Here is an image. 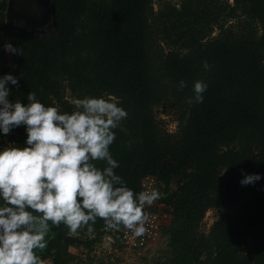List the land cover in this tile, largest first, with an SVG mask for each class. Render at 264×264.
Returning a JSON list of instances; mask_svg holds the SVG:
<instances>
[{
  "label": "trees",
  "instance_id": "trees-1",
  "mask_svg": "<svg viewBox=\"0 0 264 264\" xmlns=\"http://www.w3.org/2000/svg\"><path fill=\"white\" fill-rule=\"evenodd\" d=\"M51 1L56 25L34 33L22 20L8 21L7 0H0V48L7 40L23 48L22 56L11 54L19 81L9 83V99L26 103L32 91L46 106L71 112L66 86L74 99L115 97L128 115L110 145L114 171L134 192L144 191L146 176L163 189L172 264H264V0H181L158 12L152 0ZM181 79L187 86L178 90ZM195 80L207 89L202 103L189 105ZM161 101L175 104L174 132L154 117ZM13 130V146H24L25 127ZM251 173L261 179L242 185ZM214 207L227 211L202 231ZM52 232L47 249L67 254L117 230L98 217L92 231L72 235L60 225Z\"/></svg>",
  "mask_w": 264,
  "mask_h": 264
},
{
  "label": "clouds",
  "instance_id": "clouds-1",
  "mask_svg": "<svg viewBox=\"0 0 264 264\" xmlns=\"http://www.w3.org/2000/svg\"><path fill=\"white\" fill-rule=\"evenodd\" d=\"M2 47L23 55V48L9 40ZM202 63L209 68L207 61ZM18 81L12 73L0 75V133L7 135L20 125L27 133L24 146L0 148V264H43L39 253L54 236V226L64 225L72 233L82 227L92 231L98 217L109 229L123 226L142 235L143 209L160 193L155 188L134 192L114 171L119 162L110 145L126 109L115 97L102 95L73 99L71 112L46 106L32 91L26 93V103L13 101L8 85ZM186 86L183 79L177 85L178 90ZM206 89V82L195 80L186 103H202ZM260 179L259 173L245 174L240 183Z\"/></svg>",
  "mask_w": 264,
  "mask_h": 264
},
{
  "label": "rangeland",
  "instance_id": "rangeland-1",
  "mask_svg": "<svg viewBox=\"0 0 264 264\" xmlns=\"http://www.w3.org/2000/svg\"><path fill=\"white\" fill-rule=\"evenodd\" d=\"M40 1L44 5L45 9L44 12H42L43 15L40 14L41 16L34 13L35 16L32 18L36 19V22L26 20L25 17H22L21 15L20 17L10 16L8 21L22 20L27 28L34 33H41L43 30H47L56 25L55 8L52 1ZM225 1L230 4L233 2V0ZM166 2L179 6L181 0H152L153 12H158L160 5L162 6V4ZM37 17L40 19L38 20ZM230 22L235 25L234 28L237 27L234 20H230L227 24ZM5 26L6 25L0 27V31L3 30ZM217 32L218 29L215 26L211 35H215ZM162 45L166 51L168 47L164 43H162ZM11 57V53H8L0 48V75L11 73L15 68V64L12 62ZM64 84H66V81ZM64 94L66 98L70 100L74 99V96L71 94L67 86L65 87ZM153 114L161 128L167 130L168 132H174L177 129V111L175 109L174 102L161 101L153 107ZM13 134L14 133L12 131H10L7 135L0 133V138L5 141ZM172 187H174V183H172ZM225 211H227V209H223L221 207H214L207 210L200 226L201 230L206 232L212 222ZM167 222L168 221H165V223ZM65 232L72 235H79V230L76 233H72L68 231L66 227ZM53 233L54 236L52 238H55L57 233ZM62 244L63 242L60 241L59 248L63 246ZM66 252L67 254L63 250L57 252L55 249L49 251L46 247V249L43 252H40L39 255L41 256L43 264H65V260L68 256L70 258V255L74 257H72V260L68 261L69 264H172L170 260L171 254L169 253V249L167 247V235H164L162 231L160 236L154 242L150 243L149 246H146L137 252H132L131 254L122 251L119 245L111 241V239H108L107 236L102 237L99 242L94 243L89 248L83 245L69 246ZM54 258L57 261H55ZM102 258H106L107 262L102 260Z\"/></svg>",
  "mask_w": 264,
  "mask_h": 264
},
{
  "label": "built area",
  "instance_id": "built-area-1",
  "mask_svg": "<svg viewBox=\"0 0 264 264\" xmlns=\"http://www.w3.org/2000/svg\"><path fill=\"white\" fill-rule=\"evenodd\" d=\"M11 131L15 134L13 129ZM9 143H13V140H10L9 137L5 141L0 138V148L13 146L9 145ZM142 187L144 190H151L155 188L160 193L157 200L150 205L146 204L143 209L147 216V220L145 222L146 231L140 236H135L130 230L121 226L117 230V233L115 232L114 236L110 234L107 235L108 239H111V241L119 245L122 251L127 252L128 254L135 251L137 252L154 242L160 236L162 231L161 227L167 216V213L165 212V207H167V205H165V202L161 201L163 189L158 187L154 177L146 176L142 181ZM102 260L107 262L106 258H102Z\"/></svg>",
  "mask_w": 264,
  "mask_h": 264
},
{
  "label": "flooded vegetation",
  "instance_id": "flooded-vegetation-1",
  "mask_svg": "<svg viewBox=\"0 0 264 264\" xmlns=\"http://www.w3.org/2000/svg\"><path fill=\"white\" fill-rule=\"evenodd\" d=\"M44 9V5L40 0H14V5L9 15L20 17V14L23 13L25 14L26 20H32L36 22V19L32 18L35 16L34 13L40 15L42 12H44ZM39 17H37L38 20L40 19Z\"/></svg>",
  "mask_w": 264,
  "mask_h": 264
},
{
  "label": "water",
  "instance_id": "water-1",
  "mask_svg": "<svg viewBox=\"0 0 264 264\" xmlns=\"http://www.w3.org/2000/svg\"><path fill=\"white\" fill-rule=\"evenodd\" d=\"M13 5H14V0H8L7 1V14H8V19H10V11L12 10L13 8ZM22 17H25V14H20ZM26 18V17H25Z\"/></svg>",
  "mask_w": 264,
  "mask_h": 264
}]
</instances>
